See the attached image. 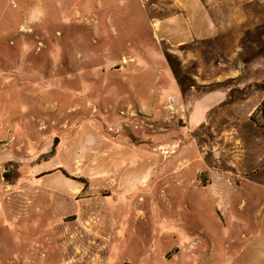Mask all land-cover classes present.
<instances>
[{
	"label": "rangeland",
	"instance_id": "obj_1",
	"mask_svg": "<svg viewBox=\"0 0 264 264\" xmlns=\"http://www.w3.org/2000/svg\"><path fill=\"white\" fill-rule=\"evenodd\" d=\"M0 169V264H264V0H0Z\"/></svg>",
	"mask_w": 264,
	"mask_h": 264
},
{
	"label": "trees",
	"instance_id": "obj_2",
	"mask_svg": "<svg viewBox=\"0 0 264 264\" xmlns=\"http://www.w3.org/2000/svg\"><path fill=\"white\" fill-rule=\"evenodd\" d=\"M256 86L257 87H260V86H262V84H256ZM252 118H253V116H252ZM3 177H5L6 179L8 178V179H12V174L11 173H3Z\"/></svg>",
	"mask_w": 264,
	"mask_h": 264
},
{
	"label": "water",
	"instance_id": "obj_3",
	"mask_svg": "<svg viewBox=\"0 0 264 264\" xmlns=\"http://www.w3.org/2000/svg\"><path fill=\"white\" fill-rule=\"evenodd\" d=\"M54 143H55V145L58 143V137L55 138ZM2 180H3V174H2L1 169H0V185L2 183Z\"/></svg>",
	"mask_w": 264,
	"mask_h": 264
}]
</instances>
